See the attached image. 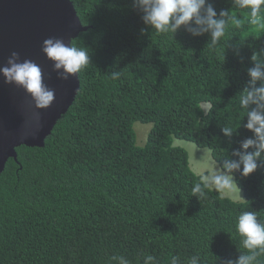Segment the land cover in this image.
Returning <instances> with one entry per match:
<instances>
[{
    "label": "trees",
    "instance_id": "16d2710c",
    "mask_svg": "<svg viewBox=\"0 0 264 264\" xmlns=\"http://www.w3.org/2000/svg\"><path fill=\"white\" fill-rule=\"evenodd\" d=\"M70 1L87 26L72 45L85 47L90 63L44 147H17V162L9 159L0 174V264L235 260L243 249L231 237L233 219L253 210L264 221V167L234 173L239 192L208 188L197 199L191 189L201 176L173 138L208 150L213 165L252 135L239 94L252 52L264 48V28L233 0H210L239 20L210 49L207 34L157 33L130 0ZM136 122L154 124L141 144ZM224 126L237 133L224 137Z\"/></svg>",
    "mask_w": 264,
    "mask_h": 264
},
{
    "label": "clouds",
    "instance_id": "9594fccd",
    "mask_svg": "<svg viewBox=\"0 0 264 264\" xmlns=\"http://www.w3.org/2000/svg\"><path fill=\"white\" fill-rule=\"evenodd\" d=\"M130 1L140 13L142 22L157 33L174 36L183 28L192 37L207 34L209 37L207 45L210 49H214L225 36L229 21H235L239 25V20L230 16L229 10L222 9L217 12L210 0ZM70 3L78 17L75 4L71 1ZM233 6L247 8L250 23L258 28H264V0H233ZM83 27L87 29V26ZM72 41L73 39L69 41V44L63 39L49 37L42 42L41 51L52 62L53 71L57 73L59 79L66 80L75 74L78 76V73L90 63L88 50L85 47L72 45ZM234 54L239 56L238 46H234ZM262 56H264V48L258 52H252L250 56L252 66L247 69L248 80L239 94V107L244 110L242 126L252 135L240 141L239 148L233 149L230 155L219 162L214 161L211 173L198 175L201 176L199 182H196L191 189L192 195L197 199L204 198L205 190L208 188L220 191L235 187L239 192L234 173L239 172L241 176L247 177L258 168L264 167V59H261ZM0 76L3 77L5 84L22 88L32 98L37 108H47L55 99V91L44 83L40 65L28 59L21 61L16 52H12L5 66L0 67ZM117 76V73H113L114 79ZM140 124H151V130H155L153 123ZM237 129L224 126L220 128V131L224 137L230 139L237 133ZM154 156L159 162H167L169 158L164 154ZM231 237L234 241L240 239L243 251H238L239 255L235 260L227 259L223 261V264H264L262 259L264 257V221L258 218L257 211L239 213L232 221ZM112 260L118 261V264H129L123 256H114ZM144 264H156L155 257L147 255L144 258ZM170 264H181L180 258L172 256ZM187 264H200V257L198 255L190 257Z\"/></svg>",
    "mask_w": 264,
    "mask_h": 264
},
{
    "label": "water",
    "instance_id": "95a60500",
    "mask_svg": "<svg viewBox=\"0 0 264 264\" xmlns=\"http://www.w3.org/2000/svg\"><path fill=\"white\" fill-rule=\"evenodd\" d=\"M85 30L69 0H0V67L16 52L21 61L40 65L44 83L55 91L49 107L37 108L22 88L5 84L0 76V173L9 159L17 162V147H44L79 87L77 74L58 78L41 51L43 40L56 37L70 44Z\"/></svg>",
    "mask_w": 264,
    "mask_h": 264
},
{
    "label": "rangeland",
    "instance_id": "374dc122",
    "mask_svg": "<svg viewBox=\"0 0 264 264\" xmlns=\"http://www.w3.org/2000/svg\"><path fill=\"white\" fill-rule=\"evenodd\" d=\"M133 127L136 133V142L138 144H141L143 141L145 142L152 125H142L136 122ZM173 145L180 146L187 151L189 157V167L195 174L202 176L212 172L213 165L209 159L210 152L208 150L200 149L194 143L185 142L175 138L173 139ZM234 196L239 197L238 194L233 195V197Z\"/></svg>",
    "mask_w": 264,
    "mask_h": 264
}]
</instances>
